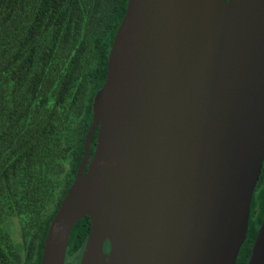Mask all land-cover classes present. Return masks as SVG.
<instances>
[{
    "label": "water",
    "instance_id": "1",
    "mask_svg": "<svg viewBox=\"0 0 264 264\" xmlns=\"http://www.w3.org/2000/svg\"><path fill=\"white\" fill-rule=\"evenodd\" d=\"M263 158L264 0H127L39 264H235Z\"/></svg>",
    "mask_w": 264,
    "mask_h": 264
},
{
    "label": "trees",
    "instance_id": "2",
    "mask_svg": "<svg viewBox=\"0 0 264 264\" xmlns=\"http://www.w3.org/2000/svg\"><path fill=\"white\" fill-rule=\"evenodd\" d=\"M126 4L0 0V264H39L83 156L93 96ZM263 213L264 158L235 264L247 263ZM89 226L87 215L73 224L64 264H78Z\"/></svg>",
    "mask_w": 264,
    "mask_h": 264
},
{
    "label": "flooded vegetation",
    "instance_id": "3",
    "mask_svg": "<svg viewBox=\"0 0 264 264\" xmlns=\"http://www.w3.org/2000/svg\"><path fill=\"white\" fill-rule=\"evenodd\" d=\"M108 249V248H107Z\"/></svg>",
    "mask_w": 264,
    "mask_h": 264
}]
</instances>
